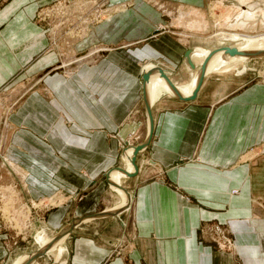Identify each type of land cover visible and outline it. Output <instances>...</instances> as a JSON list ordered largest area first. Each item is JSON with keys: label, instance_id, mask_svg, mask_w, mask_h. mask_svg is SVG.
Here are the masks:
<instances>
[{"label": "crops", "instance_id": "0c3cea01", "mask_svg": "<svg viewBox=\"0 0 264 264\" xmlns=\"http://www.w3.org/2000/svg\"><path fill=\"white\" fill-rule=\"evenodd\" d=\"M49 1L0 0V176L11 174L21 201L62 195L45 225L64 233L48 241L59 262L28 253L38 245L9 261L264 264V82L235 89L246 74L211 73L194 97H156L144 146L143 77L189 84L185 51L220 49L216 31L263 32L264 0H108L110 15L75 44L74 59L109 50L72 64L36 21ZM138 145L131 174L125 151ZM9 242L0 222V264Z\"/></svg>", "mask_w": 264, "mask_h": 264}, {"label": "rangeland", "instance_id": "374dc122", "mask_svg": "<svg viewBox=\"0 0 264 264\" xmlns=\"http://www.w3.org/2000/svg\"><path fill=\"white\" fill-rule=\"evenodd\" d=\"M110 12L111 10L108 5V0H101V3L96 2L95 0H53L51 2L49 1L46 5H43L39 9L36 16V21L43 28L45 27L48 29V34L50 36L49 49H51V51L58 53L59 56L64 54V60L70 61L68 62V64H72L78 61L79 63H81L84 60H88L95 53L99 54L101 52L109 50V48L107 47H98L93 49V51L90 50V52H83V55H80L74 59V57L81 53L77 52V50L74 49L75 44L83 42V39H85V37H87V34L92 30V26L96 24V22H99L102 19H106L107 16L110 15ZM260 31H257L260 33L254 34L257 35L264 33V29ZM216 34H227L228 38H219L225 39L222 42L220 40H216L219 46L215 48L220 47V49H214V52L228 51L225 47L239 49L244 39L237 40L236 38H232L231 35L237 36L242 34L241 36L244 37L254 35L253 33L238 31H233L231 32V34L229 32L216 31ZM206 36L213 38V33L211 32ZM212 38L211 40L214 39ZM221 43H224V45H221ZM197 46L204 47L203 45H201V43H198ZM204 49L209 50V48ZM229 52L231 51L229 50ZM59 64L60 65L56 67L59 68L55 71H60L62 69L64 70V65L61 63ZM246 64H248L247 68L249 69L244 70V74L246 75L243 78H245V80L241 79V81H237L239 74L234 70H232L231 72H227L230 73V75L228 76L236 78L237 82H235V84L233 85L235 89L241 87L242 83H248L257 80L264 82V56L251 57L248 59ZM72 68V70H69L70 72H73L75 67ZM200 70H202V67L200 68ZM217 74L215 73L211 75ZM5 96H8L6 100H9L10 102L12 92ZM12 104L13 101L10 103V107H12ZM4 107L6 108L7 106ZM4 107L2 103H0V111H4ZM142 138L143 136L135 139L139 141ZM3 174V179L0 176V179L2 180L0 181V222L2 223L6 232L10 233L9 245L13 248H11V250L9 251V255L5 257V262L3 261L1 262V264H10L11 262L9 261V259L13 257L15 258L16 254H19L20 251L25 252V250H33L38 245L39 247L37 249L28 252L35 255L34 252L37 253L38 250L41 249L39 243L36 241V235L39 231L47 227L45 225V215L50 209L62 204L65 199H63L62 195L55 194L52 197L48 198L21 201L20 197L17 198V193L19 190L18 185L11 183V174L6 171L2 172V176ZM75 196V194L71 195L70 198H74ZM79 198H81V195H77L75 197V199ZM50 233L51 232L49 231V238L54 237L55 234ZM47 256L50 257V259L53 256V260L59 262L56 259V253L54 251L53 253H51V255Z\"/></svg>", "mask_w": 264, "mask_h": 264}, {"label": "bare ground", "instance_id": "6f19581e", "mask_svg": "<svg viewBox=\"0 0 264 264\" xmlns=\"http://www.w3.org/2000/svg\"><path fill=\"white\" fill-rule=\"evenodd\" d=\"M241 35L242 34L237 35V36L231 35L232 38H236L237 40H241V39L243 40L244 39L240 48L239 49L236 48L237 52H232V51L229 52V50L225 51V52L224 51L214 52V51H211L208 49H204L203 47H197L195 49V51L192 52V60L195 64V68L192 69L188 65H186L188 70L190 71V73L192 75V81L189 84H186L183 86L174 85V82L169 81L166 77H159V76L152 77V76H150V79L148 77V81H146V84H145L146 85L145 89H146V92L148 93L147 98H148V101L150 104V108H151L152 101L154 99H156V97H158V96H164L166 94H169V95L172 94L175 96H180L182 98H188L191 95H193L195 93L198 81L200 79L201 71H202L199 68L200 63L198 64V61L201 62L200 65L202 67L207 57H209V60L207 62L206 68H205L204 76L210 75L211 73L231 72L233 70V68H235L236 66H238V67L241 66L238 68V70L236 72L239 75L244 74V70L249 69V68H247L248 64H246L248 59L255 56L249 52H251V51H264V33L257 34V35L254 34L252 36H247V37H244ZM217 37L218 38H223V37L228 38V35L227 34H221V35H217ZM256 56L259 57L261 55H256ZM195 70L197 71V73L195 72ZM162 81H163V83H162ZM150 85H151V87H150ZM190 86L191 87L193 86V87L191 88L190 91H188V88ZM149 129H150V119H149ZM149 135H151V129H150ZM148 140H149V136H148L147 141H145L144 146L146 143H148ZM131 153H135V149H130L128 151H125V159L127 161H129L132 165L130 172L135 173V170L137 169V167H136V165H134L132 163V161L129 158V155ZM138 153H139V151H138ZM124 162H126V161H124ZM127 163H124V164L126 165V167H129ZM124 180H125V178H121L119 180V183L122 184L124 182ZM113 186L116 187L115 184H113ZM113 186H112V188H113ZM116 199H117V197H116ZM121 203H122V200L120 197L119 203L114 205V207L119 206ZM79 222L80 221H78V222L72 221L71 223H68L69 228L66 232L68 233L69 229L71 227L72 228L76 227ZM48 230L49 229H47V227H45L43 230L39 231L36 235V241L39 243L41 249L48 250L50 253L51 252L53 253V251L56 253L57 249H54L48 242L50 239L53 238V237L49 238V231ZM63 233H64V230L61 229V235L62 236L60 235L59 232H57L54 235V237H57L59 242H61L60 238L62 239ZM41 254L42 253H40V255ZM10 264H12V263H10ZM25 264H29V263L26 262Z\"/></svg>", "mask_w": 264, "mask_h": 264}, {"label": "water", "instance_id": "95a60500", "mask_svg": "<svg viewBox=\"0 0 264 264\" xmlns=\"http://www.w3.org/2000/svg\"><path fill=\"white\" fill-rule=\"evenodd\" d=\"M196 48H197L196 46L190 47L184 53V61L192 69L195 68V64H194V62L192 60V52L195 51ZM225 48H226V50H230L232 52H237V49L236 48H231V47H225ZM249 53H251L252 55H255V56L256 55L264 56V51H251ZM208 60H209V57L206 58L203 66H202V71H201L200 79L198 81V84H197L195 93H194V95H192L193 97L196 95L197 90L199 89V87H200V85H201V83L203 81V77H204V74H205V68H206V65H207ZM143 77H144V80H147L148 77H149V72H146ZM144 101H145V106H146L147 113H148L149 119H150V129L152 130V128H153V120H152V115H151L150 104H149V101H148V98H147L146 93L144 94ZM150 139H151V135H149V140ZM142 147H143L142 145H138L137 148L135 149V156L133 157L134 164H135L136 154L138 153L139 150L142 149ZM131 174H133V173H131Z\"/></svg>", "mask_w": 264, "mask_h": 264}]
</instances>
